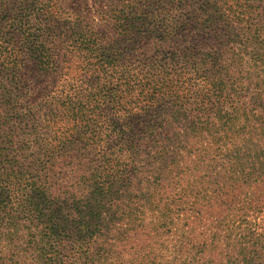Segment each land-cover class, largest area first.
<instances>
[{"label": "trees", "instance_id": "trees-1", "mask_svg": "<svg viewBox=\"0 0 264 264\" xmlns=\"http://www.w3.org/2000/svg\"><path fill=\"white\" fill-rule=\"evenodd\" d=\"M60 2L0 19V264H82L103 225L150 209L202 230L168 241L264 264V0L121 10L111 44Z\"/></svg>", "mask_w": 264, "mask_h": 264}, {"label": "rangeland", "instance_id": "rangeland-1", "mask_svg": "<svg viewBox=\"0 0 264 264\" xmlns=\"http://www.w3.org/2000/svg\"><path fill=\"white\" fill-rule=\"evenodd\" d=\"M194 1L193 6L186 5L184 8V12L187 13L185 16H188L195 6L201 5V0ZM225 1L228 5H233L235 0ZM31 2L32 0H0V19L18 15L19 12L26 19L32 21L47 16L43 15L40 5L30 4ZM60 3L63 11L68 9L74 11L73 13L76 15L75 17H78L77 19L85 21L86 24H91L101 41L107 44H111L114 40L120 38L112 19L121 10H132V12L136 13V17H139V13L141 14L147 9L154 11L162 7L166 8V10L162 11V15L166 16V18H169L167 15L170 18L175 14L181 15V13L174 11L176 5L181 4L180 0H61ZM51 12H54V10L52 9ZM181 16H183V13ZM147 45L148 43H144V47ZM71 74L73 75V73ZM103 89L106 90V86ZM86 90H90V87L86 86ZM183 177L185 175L179 174L171 178V182L167 178L168 186L166 188L173 190L177 195H182L183 189L176 190L171 183H174L175 178L180 183ZM131 178L132 180L135 179L133 176ZM145 194L146 192H143L141 196ZM151 197H154V194ZM185 203L182 213L188 212L189 201ZM216 211H218V219L222 220L221 226L226 225L227 222L223 215L227 214V211L223 215L222 212L224 210L217 209ZM156 215V210L153 211L152 209L145 212L144 215H140L138 211L133 210L123 216H119L117 219L119 221L118 224L103 225L100 235L95 241H92L91 251L87 253V257L92 258L81 260L82 264H103V262L106 264H164L165 261H171L176 258L207 260L213 263L222 262V264H226L228 259L241 258V253L236 254L235 248L238 246L233 247L230 245L234 241H177L178 236L176 235H174L175 241H168L170 239L168 234L173 228L177 232L179 229L178 233L180 234L188 235L193 232H201L202 230L192 226L191 223L188 225L180 223L181 225H176L172 228L162 227L156 229V226L151 227L150 224L153 218H156ZM181 226L184 227L183 230ZM236 242L241 243L243 247H249V244L257 241ZM106 257H109V259L110 257H115L117 263H111L106 260Z\"/></svg>", "mask_w": 264, "mask_h": 264}]
</instances>
